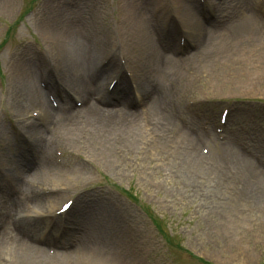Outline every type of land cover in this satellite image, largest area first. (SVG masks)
Instances as JSON below:
<instances>
[{
	"label": "rangeland",
	"instance_id": "1",
	"mask_svg": "<svg viewBox=\"0 0 264 264\" xmlns=\"http://www.w3.org/2000/svg\"><path fill=\"white\" fill-rule=\"evenodd\" d=\"M1 1L0 18L4 19L0 22V41L4 37L8 40L4 48L0 50V74H2L0 77L2 81L0 83V121L2 124L0 126H5L6 137L9 132L11 143L15 145L9 147V143L6 141L4 148L0 151L1 157L4 159V164H2L3 161L0 162L1 167H3L0 173L6 177L9 169L8 164L13 158L12 155L17 150H21L23 145V141H19V138H24V132L17 120L14 119L16 118L14 113L17 115L25 113L31 107L37 109L36 102L29 101V94L25 92V89L21 90L22 88H18V86H12L11 88H15L14 92L11 93L9 90L11 77L13 78L18 74L17 69L23 64L14 59V45L25 40L21 44L29 43L37 49V54L34 53L35 56L30 54L34 58H41L40 68L45 62L53 64L55 75L49 82L50 87H52L60 74H64L58 64V56L60 46L67 43L65 40L67 38L72 39L69 54L73 58V63L66 70L65 75H69L70 70V76H72L71 70L76 68L77 58L74 51L76 39L71 30L85 25L86 22L80 15L87 14L88 8L85 6L83 8L77 7V17L69 23L70 9L66 7L65 0H39L36 3V0H26V11L28 12L32 11L35 3V11L28 15H25V11H23L25 10L24 0H9V7L7 5L2 6ZM189 1L193 4L197 3L195 0ZM217 1H221L223 7L219 11L215 10L216 16L211 12L210 6L203 8L202 14L206 16V29H212L216 24L226 26L222 15L225 11L230 12L234 26L240 20L239 13L243 15L252 13L248 8L246 11L243 9L246 5L249 7L253 0H208V3L214 4ZM100 4H106L109 12L117 7L113 0L97 1V5L100 6ZM58 5L66 9V16L58 17L59 11L55 9ZM104 11L105 9L102 7L99 15H103ZM94 12L95 9L91 8L90 14ZM260 15L264 18V12ZM110 17L114 20L116 18L114 13H110ZM98 20L101 23L100 26L106 30L108 27L104 18L101 17ZM15 21L16 23L13 25L12 23ZM46 23L51 28L49 31L53 33L51 38L43 34L42 30H44ZM147 27L148 25H146ZM8 28L9 31L7 32ZM148 29L150 30L149 27ZM213 34L214 31L207 32L206 38L221 40L225 43H231L230 39L234 41L240 39V36H246L242 33H236L234 37L223 38L222 35L214 36ZM259 35L260 32L257 33L256 37ZM96 53L100 55L99 51ZM220 56L223 58V63H218L214 71L217 76L208 75L205 78V86L208 88L199 85L197 88H189L187 92H183L185 109L182 108V118L188 122L186 127L187 125L190 126L208 140L209 153L207 155H211L210 158L213 161L208 159L204 163L197 161L189 167L188 160H186L190 158L189 155L183 152L180 148L181 145L178 147L172 141H167L160 147L162 152L160 155H149L141 148L146 139L144 128L139 129L137 135L139 141L135 140L133 146L130 145L126 148L125 153L128 157L125 162L127 163L121 161L123 164L120 166L121 163H119L117 168L107 167L103 163H94L92 158L82 151L83 144L81 147H75L79 152L71 151L62 146V151L57 154L61 162L58 166L60 169L68 168V166L74 167L73 162L82 163L81 161H84L86 162L84 165H89L90 162L94 163L88 168L87 177L79 178L80 182L87 184L84 186L87 194H82L83 198L79 204L83 203L84 205V201L90 200L89 197H94L97 194L101 198H105L106 201L113 199L127 205L129 213H133L131 216V219L135 221L133 226L138 228L139 225L140 228L144 229L141 234L142 243H140L144 252L136 251L133 254V256L139 255L138 262L140 264H204L198 259L199 256H203V259L211 264H264V216L256 214L254 210L251 211L250 209L251 206H256L255 208L258 209L259 204L264 209V204L250 199L243 201L234 199L232 201L233 190L229 189L228 184H221L223 179L219 176L223 173L217 168H213L222 161L224 163L220 165L223 166V169L229 163L234 166L230 160L231 155L226 153L225 149H235L245 161L256 156L264 164V80L259 79L257 81L255 77L251 78L252 75H264V66L260 67L255 74H249L248 78H245V80L248 79V82L231 83L229 80L231 75L234 76L238 73L237 66H241L243 69L246 67L238 60V56L233 58L231 55L225 56L221 53ZM154 58H156L155 55L150 59V62ZM103 59L104 56L101 57L102 62ZM116 62L117 59H113L106 65L103 64L105 68L100 66L101 64L97 66L107 71ZM29 66L31 65L29 64ZM99 67H96V75L93 80L99 79L101 75L102 69ZM207 68L208 66H206ZM29 70L31 72L29 78L35 82L31 87V95L38 97L37 93L43 91L44 88L33 75L34 71L37 72L34 62L32 69ZM216 78L218 82H215ZM133 83L136 85L135 82ZM142 89L139 88L140 91L134 90L135 95H129L128 98H131L129 104L125 103L128 111L135 108L145 111L144 105L139 103ZM150 89L152 93L157 90V88ZM190 89L193 90L189 91ZM54 98L56 99L55 96ZM46 100L51 104L48 97ZM68 101L70 104H79V101H73L72 98ZM21 102L24 106L19 108ZM225 108L230 111L229 118L231 117L232 120L230 119L229 124H226L222 128L223 132L220 133L217 131L216 125L220 124L219 115ZM9 113L14 118L10 117ZM233 117L237 119H233ZM167 123L165 125L168 130H176L172 123ZM182 129L177 128V131H182ZM28 131H30L29 135L27 134L29 136L28 142L31 141L34 145L39 143L30 128ZM14 132H19L20 136L16 137ZM159 133L164 134L160 130ZM143 140L144 142L140 143ZM230 142H232L231 145ZM197 147H200L199 143ZM27 149L23 151L24 154H27ZM132 150L138 155L134 153L129 156ZM95 152L97 153V151ZM115 152L118 156H123V148H116ZM254 161V159L251 160V162ZM98 183L104 186L93 185ZM123 188L130 189L129 193L133 198L129 195L125 197ZM134 196L139 198V201L133 200L135 199ZM153 216L163 217L168 221L167 228L175 236V241L188 250L181 251L182 257L173 253V248L176 246L173 247L170 242H167L165 237L151 223L150 217ZM47 235L49 236V234ZM46 249H50L49 246H46ZM135 263L137 264V259Z\"/></svg>",
	"mask_w": 264,
	"mask_h": 264
},
{
	"label": "bare ground",
	"instance_id": "2",
	"mask_svg": "<svg viewBox=\"0 0 264 264\" xmlns=\"http://www.w3.org/2000/svg\"><path fill=\"white\" fill-rule=\"evenodd\" d=\"M166 2L165 8L178 13L182 23L188 27V35L196 39L194 40L196 48L192 53L188 51L182 53L186 56H181L176 49H172L170 45L176 39L171 36H168L166 42L168 50H162L161 46L157 45L153 30V13L148 8L147 11L144 10L142 0H120L117 35L112 42L113 47L102 48L104 53H108L105 52L107 50L114 51L118 48L120 51H127L126 56L132 72L143 87L142 99L145 111L142 109L140 111L138 108L128 111L122 104L103 108L92 101L90 81L86 75L89 67L91 69L94 65L92 62L94 57L93 55L91 57L89 45L85 42V34L80 29L76 35L74 31H71L73 37L80 40L75 42L74 51L77 65L73 71L71 70L72 77L70 73L69 76L67 75L68 77L65 75L66 70L73 63V58L69 54L71 38L65 39L67 43L63 42L64 45L61 44L58 64L64 73L61 81L66 85L69 82L68 87L82 101L81 106L62 101V104L65 105H60L57 109V106L48 103L47 96L42 91L37 93L38 97L31 95L34 80L32 82L29 78L31 72L27 67L20 66L17 69L18 74L13 79L11 77L10 85L18 86V88H22L21 90L25 89V92L29 94V101H34L37 104L38 119H32L35 118L33 115L32 118H27L28 110L18 116H21L22 124L30 128L36 135V141L42 144H37L33 149V157L28 162L23 154L12 155L3 189L0 183V264L95 263L93 257L95 240H88V237L90 231H95L99 235L104 228L96 227L90 221L88 224L78 227L85 235V238H81L82 241L76 243L69 239L64 243L62 249L54 254H44L43 250L34 244V240H37L38 237L33 229L44 230L49 226L47 223L52 222L53 216L57 214L61 216L60 220L66 217L68 212L61 213L59 211L62 204L58 207L60 203L56 202L55 198L59 192L69 193L72 182L77 183L76 177L68 176L63 179L62 172L55 169L53 147L56 144L67 145L71 148L81 147L78 140L82 138L84 143L82 148L90 158L99 162L103 159L104 163L111 164L113 161L127 159L128 156L125 153L127 146H133L135 140L139 141L137 139L139 129L144 128L146 139L144 137L145 143L141 148L147 153L155 155L160 151L158 150L159 146H163L167 141H172L178 147L181 145L180 148L183 152L189 155L190 158H185L188 160L189 167L197 161L203 163L207 159L213 161L210 158L211 155L207 157L202 153L201 146L197 147L200 140L195 132L186 130V126L180 127L183 128L182 131H177V128L168 130L165 123L175 121L178 117V107H180L178 98L182 92L180 88H184L186 85L192 88L195 82H199L204 76L206 66L214 65L213 61L218 54L238 55L242 58L247 67L245 69L247 78L249 74L256 73V66L261 63L262 58L256 54H249L250 50L246 53L243 51L252 48L257 40L258 32L264 38V20L253 12L245 14L243 19L237 23L235 33L245 34L246 36H240V39H249V41L241 43L239 39L234 41L230 39V44L204 37L197 3L195 5L189 0H166ZM247 8L251 10L247 5L243 10L246 11ZM59 11L60 16L67 14L65 9L61 10L60 8ZM46 24L42 30L43 34L51 38L53 33L49 31L51 28ZM146 25L150 30L148 27L146 28ZM234 35L228 34L227 36L234 37ZM110 36L103 34L102 38H110ZM154 55L156 58L150 62ZM33 75L36 79L35 73ZM263 76V74H258L252 75L251 78L255 77V80L262 81L264 80ZM69 77L72 79L71 82ZM145 81L147 82L145 83ZM150 88H157V90L152 93ZM125 91L126 93L131 92L129 89H125ZM19 104V108L24 106L22 102ZM159 130L164 134H158ZM143 142L144 140L140 143ZM115 148H123V156H118ZM134 153L132 150L129 156ZM230 155L231 163L234 166L230 163L225 165V172L221 178L232 185L235 199L255 198L264 203V167L259 161L252 165L234 150L230 151ZM78 164L79 162H75L74 166L77 167ZM79 168L82 172V168ZM20 173H25L26 177L22 178L23 175L19 177ZM89 214L90 219L93 217L101 222L108 220L110 226H105L106 229L112 228L116 235H126L127 231L118 223L116 217L98 213L94 204L89 205ZM118 217L119 220H122L119 213ZM60 226L59 222L51 229ZM130 235L132 236L131 233ZM57 241L58 239L55 238L50 243L58 246ZM124 258L125 255L122 252H110L111 264H117L120 259Z\"/></svg>",
	"mask_w": 264,
	"mask_h": 264
}]
</instances>
